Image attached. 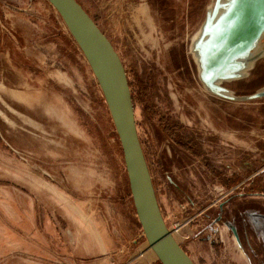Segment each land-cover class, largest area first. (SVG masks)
Segmentation results:
<instances>
[{
	"label": "rangeland",
	"instance_id": "1",
	"mask_svg": "<svg viewBox=\"0 0 264 264\" xmlns=\"http://www.w3.org/2000/svg\"><path fill=\"white\" fill-rule=\"evenodd\" d=\"M76 1L124 66L154 193L176 241L195 264H264V98L212 95L189 50L212 0ZM260 43L247 77L224 83L235 95L264 88ZM254 178L260 190L249 193ZM157 260L83 50L48 0H0V264Z\"/></svg>",
	"mask_w": 264,
	"mask_h": 264
},
{
	"label": "water",
	"instance_id": "2",
	"mask_svg": "<svg viewBox=\"0 0 264 264\" xmlns=\"http://www.w3.org/2000/svg\"><path fill=\"white\" fill-rule=\"evenodd\" d=\"M48 1L65 22L68 18L86 34L105 61L108 72L101 75L71 32L102 85L123 153L133 207L150 247L161 264H195L176 241L161 215L136 130L126 71L118 54L76 0ZM262 38L264 0H212L189 48L199 82L212 95L228 101L264 98V88L249 95H235L224 86V83L247 77L262 56V52L255 53Z\"/></svg>",
	"mask_w": 264,
	"mask_h": 264
},
{
	"label": "bare ground",
	"instance_id": "3",
	"mask_svg": "<svg viewBox=\"0 0 264 264\" xmlns=\"http://www.w3.org/2000/svg\"><path fill=\"white\" fill-rule=\"evenodd\" d=\"M66 24L73 33V35L76 37L78 42L81 44L82 48L84 49L85 53L89 57L94 67L100 72L101 75L106 74L108 70L106 68L105 61L97 50V48L95 47V45L73 21L66 18ZM260 44L261 43H259V45L257 46L255 53L261 51L262 47Z\"/></svg>",
	"mask_w": 264,
	"mask_h": 264
},
{
	"label": "trees",
	"instance_id": "4",
	"mask_svg": "<svg viewBox=\"0 0 264 264\" xmlns=\"http://www.w3.org/2000/svg\"><path fill=\"white\" fill-rule=\"evenodd\" d=\"M232 182V181H231ZM257 182V179L255 180V178L253 179V180H250V182H249V186H248V191L247 192H249V193H254V192H257V191H259L260 190V188H259V186L257 185L256 186V183ZM234 184H236V181L235 182H232V183H229V184H226V186L227 187H231V186H233ZM262 190V189H261ZM264 191V189L262 190V191H259L260 193H264L263 192ZM160 263V262H159ZM161 264V263H160Z\"/></svg>",
	"mask_w": 264,
	"mask_h": 264
},
{
	"label": "flooded vegetation",
	"instance_id": "5",
	"mask_svg": "<svg viewBox=\"0 0 264 264\" xmlns=\"http://www.w3.org/2000/svg\"><path fill=\"white\" fill-rule=\"evenodd\" d=\"M262 49H263V45H262ZM168 137L176 144V145H178L179 147H181V148H187V146H185L184 144H181V143H176L177 141H175V139L173 138L174 136H173V134H168Z\"/></svg>",
	"mask_w": 264,
	"mask_h": 264
},
{
	"label": "crops",
	"instance_id": "6",
	"mask_svg": "<svg viewBox=\"0 0 264 264\" xmlns=\"http://www.w3.org/2000/svg\"><path fill=\"white\" fill-rule=\"evenodd\" d=\"M157 263L159 264V261L157 260Z\"/></svg>",
	"mask_w": 264,
	"mask_h": 264
}]
</instances>
